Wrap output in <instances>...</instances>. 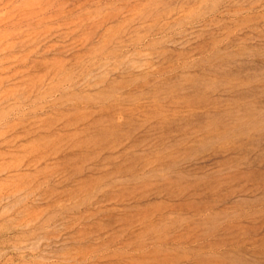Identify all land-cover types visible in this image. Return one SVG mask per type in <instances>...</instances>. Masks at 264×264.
Instances as JSON below:
<instances>
[{"label": "rangeland", "instance_id": "obj_1", "mask_svg": "<svg viewBox=\"0 0 264 264\" xmlns=\"http://www.w3.org/2000/svg\"><path fill=\"white\" fill-rule=\"evenodd\" d=\"M0 264H264V0H0Z\"/></svg>", "mask_w": 264, "mask_h": 264}]
</instances>
